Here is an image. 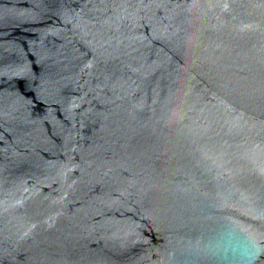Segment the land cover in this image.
<instances>
[{"label":"water","instance_id":"1","mask_svg":"<svg viewBox=\"0 0 264 264\" xmlns=\"http://www.w3.org/2000/svg\"><path fill=\"white\" fill-rule=\"evenodd\" d=\"M0 264H264V0H0Z\"/></svg>","mask_w":264,"mask_h":264}]
</instances>
